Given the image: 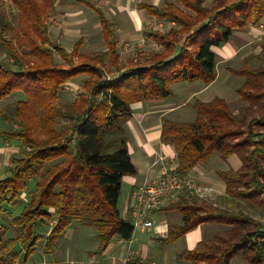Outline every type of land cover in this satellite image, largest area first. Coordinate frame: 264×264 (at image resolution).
I'll list each match as a JSON object with an SVG mask.
<instances>
[{
	"label": "trees",
	"instance_id": "1",
	"mask_svg": "<svg viewBox=\"0 0 264 264\" xmlns=\"http://www.w3.org/2000/svg\"><path fill=\"white\" fill-rule=\"evenodd\" d=\"M4 1L0 43L12 62H0V102L16 91L25 98L16 101L14 117L6 115L15 126L0 127V140L14 141L22 150L9 174L0 179V215H9L14 234L9 236L0 222V264H27L41 239L45 251L55 254L59 239L73 224L96 229L100 246L93 253L101 254L113 237L129 240L135 231L132 217L123 219L118 208L123 177L137 174L126 129L132 105L171 98L179 82H214V47L259 24L264 0L140 3L149 15L172 26L167 31L145 30L160 49L138 54L128 67L122 64L112 22L89 1L82 0L97 11L107 45L97 54L81 52L82 38L70 52L51 39L47 14L55 0H11L16 10L12 14L3 9ZM261 46L262 54L248 55L241 68L226 67L244 78L237 89L247 103L241 115L216 96L209 102L195 100L193 121L164 118L161 141L176 151V172L188 174L215 153L223 160L234 155L240 160L238 168L218 171L226 192L215 203L199 202L190 193L169 203L168 209L181 213L182 224L170 229L163 243L174 242L202 223L226 227L216 234L217 243L202 241L182 252L183 261L231 264L242 255L248 264H264V37ZM80 75L86 76L83 91L74 101L62 103V88ZM27 190L28 200L11 215ZM45 221L50 231L43 236L36 229ZM129 264L148 263L135 259Z\"/></svg>",
	"mask_w": 264,
	"mask_h": 264
},
{
	"label": "crops",
	"instance_id": "2",
	"mask_svg": "<svg viewBox=\"0 0 264 264\" xmlns=\"http://www.w3.org/2000/svg\"><path fill=\"white\" fill-rule=\"evenodd\" d=\"M87 1L94 4L97 8H100L107 18L110 17L112 19L108 18L114 26V32L118 41L119 38L117 35L118 32H120V28H130L126 32L124 29V33L132 34L133 30H143L144 21L156 19L149 15L145 9L140 8V3L161 6L156 0ZM134 2L136 5L133 8L131 5ZM82 5L94 10L98 15L95 8L89 6L82 0H55L54 7L51 10L52 13H56L57 16L50 19V23L47 21L51 39L61 44L69 52L72 51L75 43L80 38L84 41L86 39V33L80 31V27H83L85 24L84 16L89 15L95 18V15L91 11L84 9ZM111 10L114 13L111 12ZM49 14L50 13L48 12V16ZM118 16L120 18H118ZM69 18L82 22H78V24L73 27L70 26L67 21ZM159 21L171 23L167 20ZM95 22L94 25L96 24V26L99 27L102 36L101 22H97L96 20ZM128 23L131 25L127 26ZM254 26L257 27V25H253L245 31L236 32L223 47L217 46L214 47V50L217 51L216 49L219 47L224 50H234L235 47L240 46V43H237L236 39H239L244 43L247 42V44L257 41L259 30ZM145 30L149 29H144V33ZM76 31H79L80 33L78 34ZM77 38L79 39L76 41ZM148 38L150 40L152 39L150 37ZM73 42H75L73 47L69 49L66 43L72 44ZM0 47L3 48V50H0V62H4V57L7 53L1 43ZM85 77V75L84 77L79 76L78 78H74V80L80 79L82 81ZM74 80L68 84H71ZM192 84L197 85L198 87L199 84L205 86L210 85L192 82L190 84H182V86L185 87ZM176 87L177 86L174 84V96L171 98L140 101L132 105L133 115L127 122L126 129L129 136V153L131 160L137 169V174L125 175L123 177L121 195L118 201V208L123 219L132 217L131 204L133 191L144 183L153 181L157 178L159 174V166L161 164L160 159L162 157L176 156L174 147L164 144L161 141L164 118L177 120L171 118L169 115L171 112L179 110L186 102V100H182L184 94L177 92ZM199 94L197 92L194 93V100L200 99L209 102L214 98L211 97L212 99L205 100V98L197 96ZM210 159L207 162H202L196 165L188 174L197 182L210 185L221 195H224L226 192V184L218 176V171L226 169L222 167L216 169L213 168ZM169 205L170 204L161 207L152 214L154 226L151 229H135L132 238L129 240L116 235L101 254L93 253L100 246L96 229L92 227L87 228L88 226H83L81 224H73L65 230L64 235L59 239L56 253H50L51 255L46 254L48 258L45 259L44 264H129L131 260L135 259H139L148 264H192L190 261L179 259V255L184 251L194 250L199 247L200 243L204 241L201 237L202 233L199 231H202V229L212 223H202L195 229L180 236L174 242L163 243L161 239H164L169 235L170 229H175L178 225L182 224L181 213L174 209H168ZM50 212L54 214L53 209H50ZM49 231L50 229L48 227L47 234Z\"/></svg>",
	"mask_w": 264,
	"mask_h": 264
},
{
	"label": "rangeland",
	"instance_id": "3",
	"mask_svg": "<svg viewBox=\"0 0 264 264\" xmlns=\"http://www.w3.org/2000/svg\"><path fill=\"white\" fill-rule=\"evenodd\" d=\"M161 6L166 5L169 2H175L180 6V3L178 0H156ZM5 3L2 5L3 9L7 14L15 13L16 10L13 7L11 0H5ZM137 2V1H136ZM206 4H210V0L206 1ZM135 2L132 3L131 7H135ZM84 9L91 11L94 15V17H91L89 15L84 16V26L80 27V31L82 33H86L84 44L81 48V52L89 53V54H97L106 49V43L103 40V37L100 34L99 27L94 25L95 20L97 22L99 21L98 15L96 12L92 9H90L87 6L82 5ZM113 10V9H112ZM111 10V12H113ZM128 11V10H126ZM50 14L48 16L47 14V21L48 23L51 22L50 19L57 16L56 13H52V10L50 9L48 11ZM114 13V12H113ZM145 15V14H144ZM13 16V15H12ZM148 16V15H146ZM110 18V17H108ZM118 18H120L118 16ZM58 19V18H57ZM95 19V20H94ZM111 19V18H110ZM112 20V19H111ZM11 21L17 23L14 18H11ZM69 22L70 26H76L78 22L74 20L73 18H69L67 20ZM124 21V20H123ZM131 25L128 23L127 26ZM262 25V27H261ZM125 26V27H127ZM172 26L171 23L165 22V21H159L157 19H150L143 22V30H133L132 34H126L124 33L128 31L130 28H120V32H118V38H119V51L120 56L122 60V64L125 67H128V63L130 60H133L137 54H147L155 50H159L160 47L151 39H149L145 33L144 29H160L162 31H167ZM256 27V26H254ZM259 30L257 41L253 43L247 44V42H243L239 39H236L237 43H240V46L235 47L234 50H224V45H221L219 48H217V72L218 76L217 79L210 85L205 86L203 84H199V87L197 85H188L183 87L182 84H190L189 82H179L175 84L177 87V92H181L184 95L182 96V100H186L185 104L177 111L171 112L169 115L171 118H175L177 120H183V121H193L197 118V110L194 106L195 100H194V93L197 92L200 98H205V100H210L213 97L220 96L226 99L231 109L236 113L241 115L243 109L247 105L245 101H243L238 92L237 89L243 84L244 78L235 76L227 71L226 67L230 66L232 68L239 69L244 65V59L252 54H262V41L264 36V19L261 21L260 25L257 24L256 27ZM101 30V29H100ZM78 34L80 33L79 31ZM255 38V37H254ZM79 38L76 39V41ZM75 42L72 44L66 43V45L70 48L73 47ZM0 50H3L2 47H0ZM27 51V49H25ZM1 54V53H0ZM55 58L56 61L59 63H62L63 60L58 54V52H55ZM12 62L8 58V55H5L4 62ZM107 75L111 74L107 71ZM79 77V76H78ZM76 77V78H78ZM80 77H84V75H80ZM74 80V79H73ZM202 83L201 81H195L194 83ZM83 80L75 79L71 84H68L64 86L60 92V101L62 103H68L75 100L76 96L83 91L82 89ZM182 86V87H181ZM200 91V92H199ZM212 97V98H211ZM25 98L24 95L20 91H16L12 95L4 98L0 102V127L4 129H11L15 126V124L6 118V115L13 116V109L15 107V103L17 100ZM2 111V112H1ZM14 117V116H13ZM21 147L17 145L14 141H6V140H0V179L5 178L9 172L10 168L13 166V158L14 157H20ZM211 166L213 168H224L228 169L230 167L232 168H238L240 166V160L237 156H232L228 160L221 159L219 153H215L212 158L210 159ZM206 185V184H204ZM210 186V185H207ZM214 196L209 198L208 200H204L201 198L197 199L199 202L201 201H208L215 203L218 197L223 196L219 192H217L216 189H214ZM225 195V194H224ZM29 198V191L23 192L22 199L19 202V206L15 209H11V215L17 214L21 208L23 207L24 203ZM22 203V204H21ZM10 219L9 215L5 216V214L0 215V222L3 223L5 226L8 227V235L13 236V231L9 226L8 220ZM264 221V216L261 218ZM47 226L49 224L47 221L44 222L43 226L37 227L36 231L40 234H43L45 236L47 234ZM90 228V227H87ZM226 227L222 225H216V224H209L207 227L202 229V231H199L201 234V237L204 239L205 243L208 244H214L217 243L216 234L219 231H223ZM89 230V229H87ZM89 237V236H88ZM201 238V239H202ZM203 249L204 247L201 246ZM46 254L51 255L50 253H46L45 251V239H41L36 247L35 253L30 257L27 264H44L45 259L48 258ZM51 258V257H49ZM50 260V259H49ZM231 264H248L247 261L244 259L242 255H239L238 257H234L231 261Z\"/></svg>",
	"mask_w": 264,
	"mask_h": 264
},
{
	"label": "built area",
	"instance_id": "4",
	"mask_svg": "<svg viewBox=\"0 0 264 264\" xmlns=\"http://www.w3.org/2000/svg\"><path fill=\"white\" fill-rule=\"evenodd\" d=\"M160 163L157 178L133 191L131 212L135 229H151L154 226L152 214L181 194L190 193L204 200L214 196L212 186L197 182L189 174L176 172V156L162 157Z\"/></svg>",
	"mask_w": 264,
	"mask_h": 264
}]
</instances>
